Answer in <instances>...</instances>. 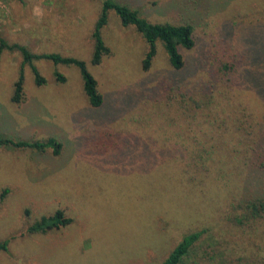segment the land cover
<instances>
[{
	"label": "rangeland",
	"instance_id": "rangeland-1",
	"mask_svg": "<svg viewBox=\"0 0 264 264\" xmlns=\"http://www.w3.org/2000/svg\"><path fill=\"white\" fill-rule=\"evenodd\" d=\"M114 1L150 22L192 25L184 67L173 68L158 41L143 70L146 42L112 10L101 31L110 52L91 63L101 0H0L6 41L84 60L103 98L89 103L76 66L39 59L45 82L25 65L24 100L14 103L22 57L0 50V136L61 143L58 154L0 146V242L9 240L0 264H160L201 229L204 240L182 264H228L218 259L225 254L242 264L251 245L231 208L263 192L264 167L248 148L256 132L244 136L247 147L235 138L264 130V0ZM234 118L244 122L238 134ZM57 209L71 223L26 231Z\"/></svg>",
	"mask_w": 264,
	"mask_h": 264
},
{
	"label": "trees",
	"instance_id": "trees-1",
	"mask_svg": "<svg viewBox=\"0 0 264 264\" xmlns=\"http://www.w3.org/2000/svg\"><path fill=\"white\" fill-rule=\"evenodd\" d=\"M111 10L119 17L122 26H133L146 42L147 50L142 60L143 70H147L150 67L156 54L158 41L162 42L168 55L170 65L175 69H181L184 67V59L182 53L180 52V47L191 49L194 46L195 42L192 25L188 23L172 24L169 22H150L140 16L137 10L130 8L125 4L115 2L114 0H101L100 14L94 23L91 33V37L93 39L91 63H100L102 57L110 52L109 47L103 41L101 31L107 23L108 12ZM3 49L18 51L22 57L19 74L13 84L12 95L10 97L12 102L20 103L24 100L23 79L25 65H28L31 69L35 78L34 81L37 85L45 82L44 77L39 73L34 61L46 59L50 60L54 64L61 63L76 66L80 71V75L83 80V90L89 103L94 107L101 105L103 98L98 91L97 81L88 70L84 60L71 56H62L58 53L32 52L25 45L17 42L9 43L0 35V50ZM54 74L57 81H64V76L62 74L57 71H55ZM209 84H214L212 78L210 79ZM207 88L209 87L207 86ZM200 101L201 100H199V102ZM196 105H198V103ZM198 108L203 111V109L209 108V103L200 102ZM247 112L248 107H245L244 112H242V116L246 117L248 115ZM238 120H240V118H238ZM240 122L244 123L242 120H240ZM240 122L237 123V120L234 118L231 124L233 133L238 134ZM254 129L255 127L253 126L252 129L250 128V131L245 130L242 134L240 133L242 137L237 135L235 138V144L244 146V136L249 135V133L254 134L256 132L257 140L248 148H252L251 150L254 155H257V157L262 159V161H259L258 163V168H260L264 167V130H262V128H258L257 131ZM213 139L214 137L210 139L211 142L209 144L211 147L214 145L212 144ZM0 146H13L17 148L29 147L40 152H43L48 147H52L53 153L58 154L61 143L52 136L47 137L44 140H15L11 137L0 136ZM244 147L247 146L245 145ZM198 165H200V161H198ZM201 179H203V177L200 176V180ZM71 221L72 219L65 216L62 209H57L52 214L42 215L40 218L33 221L27 226L26 231L28 233H45L49 230L59 229L60 227L71 223ZM230 221L243 232L247 233V242L251 245L250 247H242L243 252L246 253L245 258L240 260L243 262L242 264H264V229L261 228L264 223V189L259 195L252 196L250 198L247 197L244 200H236L232 204ZM206 232V229H201L184 234L180 241L174 245L160 264H182L184 259L188 257L190 253H193L196 250V246L204 240L202 236L206 234ZM211 239H214V237ZM8 241V239H5L0 242V249L6 250ZM214 244L217 245L216 243ZM252 245H254L253 249H251ZM214 251L215 248L212 252ZM204 253L206 255L207 251L204 250ZM218 259H223L228 264H234V261L231 257H228L227 254L218 255Z\"/></svg>",
	"mask_w": 264,
	"mask_h": 264
}]
</instances>
